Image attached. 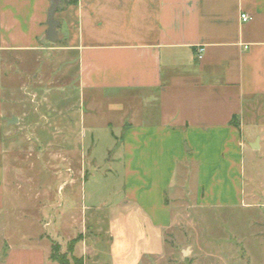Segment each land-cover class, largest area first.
<instances>
[{
  "label": "crops",
  "instance_id": "obj_1",
  "mask_svg": "<svg viewBox=\"0 0 264 264\" xmlns=\"http://www.w3.org/2000/svg\"><path fill=\"white\" fill-rule=\"evenodd\" d=\"M53 2L0 0V55L60 53L61 76L72 79L60 94L78 101L62 109L66 142L77 127L93 132L101 114L119 118L113 146L121 192L107 199L86 191L85 170L72 175L69 184H80L77 219L56 225L44 245L30 233L22 240L14 234L1 264H56L53 242L83 264L165 261L173 200L193 171L199 210L246 207L251 197L245 149L261 148L264 138H246L245 130L264 133V0H76L54 11L59 42L47 47ZM241 14L251 20L242 22ZM4 76L0 159L14 118L6 117ZM9 175L0 166V213L15 181Z\"/></svg>",
  "mask_w": 264,
  "mask_h": 264
},
{
  "label": "rangeland",
  "instance_id": "obj_2",
  "mask_svg": "<svg viewBox=\"0 0 264 264\" xmlns=\"http://www.w3.org/2000/svg\"><path fill=\"white\" fill-rule=\"evenodd\" d=\"M58 42L42 44L51 47ZM60 57L57 51H41L35 58L18 53L0 55V74L5 75L7 90L6 117L22 118L20 125H8L11 133L0 159V166L15 178L0 213V264L14 234L22 240L30 233L44 245L56 225L77 219L80 184H69L72 175L79 178L85 170L86 191L98 190L110 200L120 197L118 149L113 146L114 138L120 136L119 118L101 114L93 132L83 133L77 127L70 130L68 142L61 137L62 109L78 105V101H64L60 94L62 88L72 86L68 83L71 75L61 76ZM107 122L112 127L105 125ZM85 126L92 129L87 122ZM255 129H246L245 137L264 138V133L257 134ZM245 152L244 186L252 192L247 206L199 210L195 207L193 171L189 184L174 197V227L167 238L166 259L156 264H264V139L261 148L246 147ZM60 254L72 263L67 247L61 248Z\"/></svg>",
  "mask_w": 264,
  "mask_h": 264
},
{
  "label": "trees",
  "instance_id": "obj_3",
  "mask_svg": "<svg viewBox=\"0 0 264 264\" xmlns=\"http://www.w3.org/2000/svg\"><path fill=\"white\" fill-rule=\"evenodd\" d=\"M75 4H76V0H68V1L63 0L60 5L56 4L54 0L52 10L59 12L68 6L75 5ZM68 250H70V247L68 248ZM50 259L56 264H83L81 259L75 258L73 256L71 257V261H72L71 263L65 254H60V247L54 243L51 244Z\"/></svg>",
  "mask_w": 264,
  "mask_h": 264
},
{
  "label": "water",
  "instance_id": "obj_4",
  "mask_svg": "<svg viewBox=\"0 0 264 264\" xmlns=\"http://www.w3.org/2000/svg\"><path fill=\"white\" fill-rule=\"evenodd\" d=\"M54 16V10H50L48 14V20H47V31H46V41L49 43H55L57 41V32H56V27L58 26V22L53 19ZM16 119L12 118L9 120V124H14L16 123ZM253 148H256L253 147Z\"/></svg>",
  "mask_w": 264,
  "mask_h": 264
},
{
  "label": "built area",
  "instance_id": "obj_5",
  "mask_svg": "<svg viewBox=\"0 0 264 264\" xmlns=\"http://www.w3.org/2000/svg\"><path fill=\"white\" fill-rule=\"evenodd\" d=\"M240 20L244 23L248 22L251 20L250 16H248L247 14H241L240 15ZM202 53V49H199L198 50V55H199V58H200V54Z\"/></svg>",
  "mask_w": 264,
  "mask_h": 264
}]
</instances>
